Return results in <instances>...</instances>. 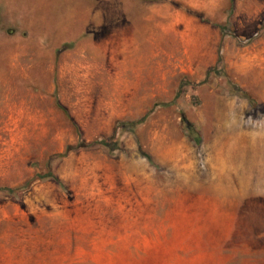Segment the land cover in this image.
Instances as JSON below:
<instances>
[{
    "label": "rangeland",
    "instance_id": "374dc122",
    "mask_svg": "<svg viewBox=\"0 0 264 264\" xmlns=\"http://www.w3.org/2000/svg\"><path fill=\"white\" fill-rule=\"evenodd\" d=\"M0 264H264V0H0Z\"/></svg>",
    "mask_w": 264,
    "mask_h": 264
},
{
    "label": "trees",
    "instance_id": "16d2710c",
    "mask_svg": "<svg viewBox=\"0 0 264 264\" xmlns=\"http://www.w3.org/2000/svg\"><path fill=\"white\" fill-rule=\"evenodd\" d=\"M237 91L239 92H242V90L238 89V88H235ZM56 106L58 109H60L62 112H64L66 114V111L62 108V106L59 104L58 101H56ZM185 122V121H184ZM185 125L186 127L189 129L190 128V125L188 123L185 122ZM114 140H109V141H105V140H99V141H95L93 142L92 144H87V143H84V142H81L79 143L78 147H81V148H87L89 147L90 145H93V144H100V145H104L106 146L110 151H114L116 150L118 147H117V144L116 142H114ZM48 177H51L50 174H48ZM7 193H13L15 190L14 189H8V188H3L1 189Z\"/></svg>",
    "mask_w": 264,
    "mask_h": 264
}]
</instances>
